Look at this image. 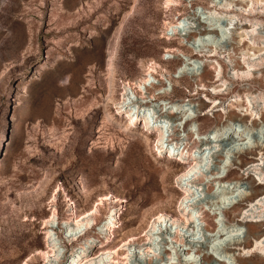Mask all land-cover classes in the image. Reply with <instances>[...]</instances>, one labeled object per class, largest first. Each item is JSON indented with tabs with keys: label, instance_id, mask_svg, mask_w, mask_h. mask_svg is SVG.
<instances>
[{
	"label": "rangeland",
	"instance_id": "374dc122",
	"mask_svg": "<svg viewBox=\"0 0 264 264\" xmlns=\"http://www.w3.org/2000/svg\"><path fill=\"white\" fill-rule=\"evenodd\" d=\"M182 2L184 6L176 7L169 6L167 0H0V264H51L39 250L48 249L44 221L51 218L54 204L58 214L52 225L59 237L61 258L53 264L65 261L82 240H73L67 231L66 219L71 210L75 217H83L99 204L97 224H103L115 210L113 235L104 238L97 226L89 234L104 242L103 247L121 251H125L121 245L126 242L138 244L136 236L144 235L156 219L157 215L147 210L158 203L160 195L171 190L169 198L173 196L174 201L170 205L179 210L183 190L176 182V173L183 165L177 161V154L165 151L158 155L157 136L153 132L148 141L145 139L141 118L136 120V127L127 129V117L118 113L115 104H110L115 119L108 120L105 115L111 57L115 58L118 101L124 83L137 81L157 61V69L152 71L162 78L163 86L151 89L157 98L147 97L149 104L182 101L195 107L196 116L180 128L184 152L196 146H190V140L192 143L218 121L210 111L208 97L225 102L220 118L228 121L231 101L237 93L245 94L247 83L253 90L264 92V73L256 82L235 79L218 55L212 59L222 62L223 78L234 84L229 95L209 91L211 85L221 84L213 69H209V79L204 82H197L188 72L178 76L181 65L194 54V45L203 49L204 43L192 40L191 28L183 27L184 36L169 23L175 24L178 17L190 14L191 3L194 9L195 5H209L208 0ZM162 90L166 93L160 94ZM141 95L138 93V97ZM202 102V111H196ZM191 128L196 131L194 135ZM262 128L250 131L249 126L240 124L229 131L238 138L248 135L247 139L256 145L252 154L241 153L242 158L259 157L256 154L264 148ZM167 132L171 144V126ZM237 143L223 142L221 146L222 150L233 148L231 161L239 156ZM167 165L172 172L164 183L162 170ZM239 173V168L234 169L226 179L241 176ZM256 176L264 179L263 174ZM213 179H206V190L195 200L205 219L201 216V226L196 234L190 233V242L186 244L176 234H168L151 258L134 254L129 264H149V259L153 264H204L202 257L191 251L201 246L209 256L216 254L226 264H236L234 254L242 250L236 243L244 242L248 231L244 226L233 231L236 227H231L226 212L235 202L243 200L241 207L247 205L245 198L253 191L248 187L237 189L232 183L220 186ZM263 191L260 186L258 194ZM105 196L108 199L100 203ZM120 197L125 201H118ZM252 209L248 213L264 214L262 206ZM143 219V227L134 232L135 239L127 237ZM263 221L260 229L264 232ZM251 244L255 259L259 253L264 255V251L254 248L253 238ZM244 253L251 255L247 250Z\"/></svg>",
	"mask_w": 264,
	"mask_h": 264
},
{
	"label": "bare ground",
	"instance_id": "6f19581e",
	"mask_svg": "<svg viewBox=\"0 0 264 264\" xmlns=\"http://www.w3.org/2000/svg\"><path fill=\"white\" fill-rule=\"evenodd\" d=\"M182 1L183 0H167V3L169 6L178 7L184 6ZM184 1L192 2V0ZM208 1L209 5L204 8L195 5V9L193 8L190 14L184 18L178 17L175 24L169 23L174 31L184 36L187 34L186 32L182 33L183 27L188 29L191 28L192 30L190 29L189 36H191L192 40L196 43H204L203 49H198L196 48L197 46L195 47L194 45V54L181 65L178 76H181L184 72H188L191 73L192 77L197 80V82L199 80L204 82L209 79V69H213L214 77L217 78V81H221V84L211 85L212 90L210 89L209 91L215 95L225 92V96H227L230 94L234 84L223 78L224 65L218 59L214 61L212 57L218 55L220 58L224 59L227 66L230 67L229 75L231 77L256 82L258 76L264 73V18L261 17L264 16V0ZM197 8H199V10ZM202 14L206 16L202 17ZM228 38L231 39L228 40ZM226 39L228 41L223 44ZM178 50L182 51L181 48ZM157 64V61H154V63L149 66V69H151L150 72L143 74L137 81H128L124 83L122 98L118 101L116 98L117 74L115 58L111 57L108 70L110 91L105 100L104 112L108 120H114V115L110 111V104H115L118 113L127 117V129L136 127V120L141 118L143 120L145 139L148 141L153 132H155L157 136V154L161 156L165 151L167 154L170 152V155L173 153L175 155L177 154V161L179 164L183 165V168L179 169L176 173V182L183 190V197L178 205L179 210L172 209V205H170V203L174 201L173 196L169 198V194L173 193L171 190H168L165 195H160L158 203L147 210L148 213L153 212L156 214V219L150 224L149 229L146 230L144 235L136 236L139 241L138 244L134 241L133 244L126 242L121 245V248L124 247L123 249L126 252L120 249L113 250L108 247H103L102 245L104 242L99 241L97 237L89 234L90 230H92L94 226H97L98 233L104 238H107L108 235H113L114 233L111 232V229L115 226L114 223L117 220L115 210L103 224L96 223L95 215L100 212L99 204L92 208V212H89L83 217H75L73 210H71L70 216L66 219L67 231L72 233L73 240H79L80 238H82V240L79 245L73 246L70 255L61 263L129 264L134 254L136 257L138 254H145L151 258L156 252L157 245L167 238L166 235H172L173 233L177 235L181 242H185L186 244L189 243L190 239L188 238L196 234L197 229L201 226V223H199L201 216L205 219L203 212L197 207V201L195 202V200L198 194L206 190L204 187L206 179L214 176L213 180L220 186L222 184L232 183L237 189L248 187L253 191L252 196L245 198V201L248 203L247 205L241 207L242 204H244L243 200L235 202L230 210L226 212V215H228L232 221L231 227H236L233 231H238L239 229L237 227L241 226L246 227L248 231V238L244 242L236 243V246L242 249L238 254H234V256H236V264H261V262L264 261V255L257 253L258 259L254 258V253H256V251L253 252L251 238L255 240L254 248L264 251V232L260 229V224H262L264 220V214L258 213V216H255L248 212L257 206H262V208H264V191L258 194L260 192V186L264 187V179L261 178L263 179L261 180L256 176L260 174L264 175V152H262L264 148H261L259 153L256 154L257 156L259 155L258 158L256 157L253 160L242 158L240 155L241 153L252 154L256 145L251 140L247 139L248 135L246 137L244 136V138H238L232 136L229 131L233 128L235 131L240 124L249 126L250 131L251 129L261 130L262 127V129H264L263 90H253L251 83H247L248 85L246 84L244 86L246 89L245 94L237 93L234 96V100L231 101L232 109L228 112V121H223L222 118H220V109L224 107L225 102L217 98L208 97L206 100L212 104V109H210V111H213L218 121L212 128L202 132L199 136L197 135L198 139L196 138L193 140L194 138L192 137V143L190 140L188 144H191L190 146H196L193 150L189 148L184 152L186 147L182 149L184 143L180 138V128L184 127L187 122L196 116L193 113L195 107H188V102L184 103L182 101L180 103H167L165 100L158 104H149V100L146 98L149 97L152 99L156 97L155 94H152L151 89L158 90L163 86L162 78H157L153 72L156 71ZM156 79H158V81H156ZM258 82L261 86V79L258 80ZM157 85H159V87ZM206 85L207 84L204 83L203 87ZM246 86L248 87L246 88ZM129 89L132 91L130 92ZM138 93L142 94L141 97H138ZM159 93L164 94L166 92L162 90ZM204 105L205 102L199 103L196 106V111L201 112ZM189 111H191L190 114ZM249 121L251 122L250 124ZM169 126L172 127L173 131V137L170 139L171 144L167 142L169 141V137H167ZM192 129L194 128H191V134L194 135L196 131ZM237 141V145L239 146L237 154H239V156H236L238 158L235 157L234 160L231 161L230 155L233 148L227 146L228 148L222 150L221 146L223 142L234 143ZM212 165H215V167L213 166L214 168H210ZM237 168L242 171V174L239 173L241 176L226 179L229 172H233V170ZM171 172L172 167L170 165L163 168L162 178L164 183L168 182L167 178ZM206 183H208V181ZM212 189H214V187H212ZM225 193L226 192H224L223 196H225ZM56 199L57 196L55 194L52 201L55 203ZM107 199L108 197L106 196L104 198L102 197L100 203H103L104 200ZM118 201H125V199L120 197ZM262 211H264V209ZM57 212L56 204H54L51 218L44 221L48 249L39 250V253L43 254L46 258V263L49 262L51 264H53L54 260L59 261L58 259L61 258V252L58 246L59 237H56L57 233L54 230V225H52L57 217ZM242 213L244 217H242ZM255 218L257 220L256 222H249L250 219ZM144 223L145 219L141 220L139 226L132 229L126 236L133 237L132 239L134 240V232L143 227ZM207 229L210 230L209 224H207ZM142 241L145 242L142 243ZM93 247L94 249L91 250ZM97 247L98 250L96 251ZM197 247H199V245H197ZM201 247L191 251L200 255L204 264H226L222 258L216 256V254L209 256L208 251L206 252V249ZM246 250L249 253L251 252L250 256L244 253ZM191 251H188V253ZM175 252H178V250L176 249ZM167 254L170 256V253ZM148 263L153 264L151 259H149ZM228 264L231 263L228 262Z\"/></svg>",
	"mask_w": 264,
	"mask_h": 264
},
{
	"label": "built area",
	"instance_id": "2783aa9c",
	"mask_svg": "<svg viewBox=\"0 0 264 264\" xmlns=\"http://www.w3.org/2000/svg\"><path fill=\"white\" fill-rule=\"evenodd\" d=\"M190 7H191V10L194 8L193 3H192V5H190Z\"/></svg>",
	"mask_w": 264,
	"mask_h": 264
}]
</instances>
